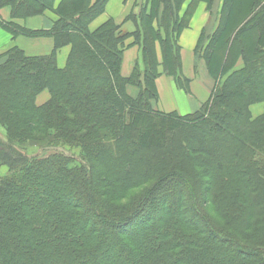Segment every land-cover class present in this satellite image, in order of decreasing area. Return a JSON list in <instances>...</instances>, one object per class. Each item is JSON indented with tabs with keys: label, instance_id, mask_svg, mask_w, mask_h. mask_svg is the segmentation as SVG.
<instances>
[{
	"label": "trees",
	"instance_id": "1",
	"mask_svg": "<svg viewBox=\"0 0 264 264\" xmlns=\"http://www.w3.org/2000/svg\"><path fill=\"white\" fill-rule=\"evenodd\" d=\"M55 1L0 5L21 18ZM108 1L60 0L48 30L4 25L14 37H54L55 48L0 56V264H264V0H222L197 46L216 84L186 115L153 107L156 80L189 91L178 35L201 1L212 10L216 0H192L182 19L185 0H147L129 17L133 31L112 18L91 30Z\"/></svg>",
	"mask_w": 264,
	"mask_h": 264
},
{
	"label": "crops",
	"instance_id": "2",
	"mask_svg": "<svg viewBox=\"0 0 264 264\" xmlns=\"http://www.w3.org/2000/svg\"><path fill=\"white\" fill-rule=\"evenodd\" d=\"M136 0H109L105 12L97 17L90 25V29L94 30L102 23L112 18L123 28H126L125 18L128 13L131 12L134 2ZM192 0H185L180 12L179 18L182 19L187 11V8ZM60 0H56L52 8H48L41 15L15 18L12 15V7L10 5H0V56L5 54L13 47H19L29 56H42L49 55L55 48V39L51 36H38L31 37L26 35H18L16 37L4 26L9 24H16L20 27H24L30 30H48L51 28L54 22L59 19V15L55 12ZM222 0H216L212 10H209L207 3L201 1L193 13L189 24L182 29L178 35L177 43L180 46L181 61H182V73L190 80L189 91L181 88L176 81L163 74L157 78L156 84L159 93L156 107L163 112H178L182 115H186L198 110L203 102H205L211 95L212 90L215 87V80L211 77L205 65L198 70L200 71V81L197 80L198 66L196 61L201 62L197 55V46L203 31L206 35L211 34L216 27L218 21V12L220 11ZM156 25V23H155ZM134 38L128 40L127 43H132ZM71 46L67 45L62 47L57 52L58 64L63 67L66 63L67 57L70 53ZM140 52L139 45H133L125 50L123 74L128 75L131 70L133 61L138 58ZM160 54V53H159ZM187 58L188 63L185 64L184 60ZM168 94L169 99L164 95ZM203 97L200 98L199 95ZM206 96V97H204ZM50 97L48 91L42 92L38 98L37 103L39 105L45 103ZM162 105V107H161ZM260 110L256 111L255 107L253 111L255 115L262 112V106Z\"/></svg>",
	"mask_w": 264,
	"mask_h": 264
},
{
	"label": "rangeland",
	"instance_id": "3",
	"mask_svg": "<svg viewBox=\"0 0 264 264\" xmlns=\"http://www.w3.org/2000/svg\"><path fill=\"white\" fill-rule=\"evenodd\" d=\"M146 2H147V0H136L135 2H134V5H133V8H132V10H131V12L130 13H128V15L126 16V18H125V23L124 24H127L126 25V28H124V29H122L124 32L126 31V32H131V31H133L134 30V25H133V23L131 22V20H129V17H130V15L132 14V13H138L142 8L140 7V6H136V4L137 3H139V4H141V5H145L146 4ZM147 8H148V10H149V6H147ZM122 26V25H121ZM122 28H123V26H122ZM246 38H247V34L245 33H241V39L243 40V41H246ZM128 40H131V37H129L126 41H128ZM127 43V42H126ZM124 53H125V51H124ZM140 55H141V49H140V52H139V55H138V58L137 59H139L140 58ZM186 58V60H184V63L185 64H187L188 63V61H187V56L185 57ZM136 59V60H137ZM135 60V61H136ZM135 61H133V63H132V66H131V70H130V73L128 74V75H124L123 74V64H122V68H121V72H122V75L123 76H125V77H128L130 74H131V71H132V68H133V65H134V63H135ZM123 63H124V58H123ZM195 64H197V66H198V69H197V80H199L200 81V79H201V77H200V74H199V72L200 71H198L201 67H202V62H198V61H196L195 62ZM202 80V79H201ZM130 92H131V94H133V95H135L136 94V89H134V88H130ZM40 95V94H39ZM38 95V96H39ZM38 96H37V98H38ZM166 98H168L169 99V95L168 94H166L165 93V95H164ZM199 97L200 98H202L203 96L200 94L199 95ZM204 97H206V96H204ZM36 102H37V99H36ZM38 104V103H37ZM156 104H157V102H155L154 100H153V107L155 108V109H157V107H156ZM39 105V104H38ZM161 107H162V105H161ZM255 110L256 111H258V110H260V107L259 106H256L255 107ZM254 114H255V112H254ZM6 136V129H5V127H3V126H0V143H1V141H3L2 140V138H4ZM61 149H63V148H61ZM67 150V149H66ZM28 153L30 154V155H43L44 153H45V150L44 149H41V148H38V147H36V146H30L29 148H28ZM78 154L79 155H84V153H82V152H78ZM5 174V167H0V175H4ZM132 194H134V192H132V191H129V192H127L126 193V195H125V197H123V198H121V199H117V201H115L116 202V204L117 205H119V206H121V205H123V206H128V204H129V202H130V200H129V198L130 197H132L133 195Z\"/></svg>",
	"mask_w": 264,
	"mask_h": 264
}]
</instances>
